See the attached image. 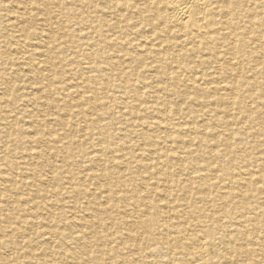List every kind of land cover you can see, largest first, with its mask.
Listing matches in <instances>:
<instances>
[{
    "label": "bare ground",
    "instance_id": "obj_1",
    "mask_svg": "<svg viewBox=\"0 0 264 264\" xmlns=\"http://www.w3.org/2000/svg\"><path fill=\"white\" fill-rule=\"evenodd\" d=\"M0 264H264V0H0Z\"/></svg>",
    "mask_w": 264,
    "mask_h": 264
}]
</instances>
